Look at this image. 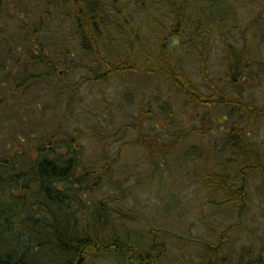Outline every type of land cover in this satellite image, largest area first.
<instances>
[{
    "label": "rangeland",
    "instance_id": "374dc122",
    "mask_svg": "<svg viewBox=\"0 0 264 264\" xmlns=\"http://www.w3.org/2000/svg\"><path fill=\"white\" fill-rule=\"evenodd\" d=\"M178 1L105 0L103 11L108 16H128L129 24L143 36L147 55H137L139 65L163 68L167 61L144 39L152 38V31L160 27L145 16H155L163 26H171L169 5ZM196 1L209 7L206 13L210 16L197 15L190 23L193 31L187 41L179 40L178 47L168 42L167 47L175 53L170 65L206 95L217 87L237 99L243 90L245 102L259 113L243 109L231 114L230 107L214 111L199 107L164 76L131 72L103 78L109 69L98 56L77 54L81 47L72 40L74 17L69 13L76 9L72 3L3 0L0 30L20 32L27 21L42 23L48 32L44 41L50 43L47 47L53 58L75 63L59 66L53 80L26 94L25 89L9 92L13 80L0 75V159L6 162L20 156L21 170L27 174L37 148L60 135L59 144L65 149L57 150L58 155L65 157L68 147L76 149L74 156L80 165L76 181L89 169L101 171L109 166L102 187L76 200L88 202L89 212L101 215L103 227L97 228L101 241L118 238L129 242V248L139 255L152 252L156 237L168 247L158 264H205L206 251L196 241L210 231L216 236L221 227L238 224L243 205L238 202L236 207L226 208L220 189L231 180L241 187V168L256 163L257 169H245L248 179L250 174L257 176L251 175L256 180H248L244 187L243 228L231 231L239 255L229 256L232 245H225L219 262L264 264V0ZM17 16L23 20L18 21ZM192 40L197 43L194 47L189 43ZM231 46L247 59L239 88L232 84L229 71ZM195 48L206 50L209 56L207 80L197 54L190 53ZM123 51L112 46L104 55L117 64L125 60ZM16 57L22 56L16 52ZM81 58L85 63L77 69ZM44 70L42 66L26 73L31 77ZM99 77L102 79L97 80ZM205 117L210 127L207 131ZM249 247L253 255H249ZM104 255L89 253V264H130L128 259L133 256L122 253L118 261L114 251ZM93 256L98 260L93 261Z\"/></svg>",
    "mask_w": 264,
    "mask_h": 264
},
{
    "label": "trees",
    "instance_id": "16d2710c",
    "mask_svg": "<svg viewBox=\"0 0 264 264\" xmlns=\"http://www.w3.org/2000/svg\"><path fill=\"white\" fill-rule=\"evenodd\" d=\"M82 2H85L86 6L81 7L82 3L73 4L77 11L75 9L69 13V16L74 17L72 40L77 48L81 47V51L77 53L79 56L82 53L96 55L107 66L109 73L103 78L112 74L122 75L131 72L164 76L199 107L210 111L230 107L231 114L243 109L250 114L260 112L245 102L243 90L239 92L237 99L217 87H213V94L206 95L189 77L170 65L175 53L167 47L168 42H171V47H178L180 39L187 41L193 31L191 21L201 12L210 16L206 13L209 7L201 6L196 0H180L171 4L167 14L173 18L171 26H163L161 20L155 16H145L146 20H153L160 28L152 31V38L144 39L149 40L154 44V48L160 51L162 61H167L165 62L167 67L153 68L137 63V55L144 52L146 56L147 51L143 36L129 24L131 20L128 16H108L105 9L103 11L105 0ZM195 9L199 10L198 14H195ZM17 17L18 21L23 20V16ZM28 24L27 21L25 28L20 32L10 31L4 27L0 30V75L7 74L6 79L13 80L9 92L25 89L26 94L29 89L44 87L55 78L59 66L75 63L54 59L47 47L50 43L44 41L48 32L42 23ZM19 33L20 35L16 37ZM9 37L11 39H8ZM189 43L193 47L197 45L193 40ZM29 44L31 46H28ZM112 46L124 49L126 55L123 62L114 64L105 57L104 54L107 53L104 50ZM7 47L10 48L9 51ZM205 51L195 48L190 53L197 54L202 75L207 80L209 56ZM16 52L22 57H16ZM229 52L232 84L239 88L247 69L243 62L247 59L232 46ZM246 55L249 56L248 51ZM82 62L85 63L81 58L76 64L77 69L82 67ZM42 66L45 69L43 72L31 77L27 75L28 70ZM95 75L97 78L98 74ZM100 79L102 78L99 77L97 80ZM207 129L210 127L208 117H205V130ZM59 137L60 135H55L51 144L37 148L36 159L27 174L21 170L20 161L17 159L20 156L6 162L0 159V264H89V253H98L96 247H101L99 253L103 255L114 251L115 259L121 261L120 249H128L131 245L118 238L101 241L97 232V228L103 227L101 215L89 212L88 202L78 203L76 200L78 196L85 197L87 193L102 187V183L110 174L109 166L101 170L102 172L89 169L85 177L76 181L75 174L80 166L77 157L74 156L76 149L68 147L65 157L58 155L57 150L61 153V150L65 149L59 144ZM233 140L235 141L234 138ZM241 140L243 141V137ZM10 190H14L15 194L12 195ZM74 202L77 203L76 206ZM114 244H117L119 249ZM129 250L133 251L130 248ZM94 258L95 256L93 261L98 260Z\"/></svg>",
    "mask_w": 264,
    "mask_h": 264
},
{
    "label": "flooded vegetation",
    "instance_id": "af4514ba",
    "mask_svg": "<svg viewBox=\"0 0 264 264\" xmlns=\"http://www.w3.org/2000/svg\"><path fill=\"white\" fill-rule=\"evenodd\" d=\"M252 165L244 167V169H251ZM255 169V166H253ZM262 175L264 176V168H261ZM242 174V186L237 188L236 180H231L230 185H225L222 189H220L219 192H223V202L228 205V209L232 207H236L237 203L240 202L242 205V209L239 211V223L233 224L227 227H221L218 231V234L214 236V233L212 231L207 233V237L203 238V240H198L196 243H199L203 246V248L206 251V254L203 256L204 263L205 264H220L221 260L219 258L220 254H224V246L225 245H232L231 250L229 252V256L236 257L239 255V250L233 247V244L231 242V231L232 229L237 228H243V222L241 220L242 218V212L245 209L244 201L247 198V194L244 192V187L247 184L248 180L254 182L255 176H257V173H254L253 175L250 174V179H248L247 173L243 170L241 171ZM251 175L254 176V178H251ZM10 193L12 195L15 194L14 190H10ZM240 197V201L236 200V197ZM226 199V200H225ZM224 206V205H223ZM224 225V224H223ZM249 235H251V230L248 232ZM176 238H181V236L173 235ZM252 238V237H251ZM158 239L155 237L152 241V252L149 254H142L140 255L139 259L137 260V264H158L161 258L164 254L168 252V247L159 244ZM193 242V241H192ZM117 247V245H115ZM156 250L158 252H156ZM249 255H253V250L251 247H249L248 250ZM146 255V256H144ZM81 261V260H80ZM220 261V262H219ZM131 263H133V260H130ZM247 264H258V263H247Z\"/></svg>",
    "mask_w": 264,
    "mask_h": 264
},
{
    "label": "water",
    "instance_id": "95a60500",
    "mask_svg": "<svg viewBox=\"0 0 264 264\" xmlns=\"http://www.w3.org/2000/svg\"><path fill=\"white\" fill-rule=\"evenodd\" d=\"M75 1H77V2H78V1H80V0H75ZM0 6H1V0H0Z\"/></svg>",
    "mask_w": 264,
    "mask_h": 264
}]
</instances>
